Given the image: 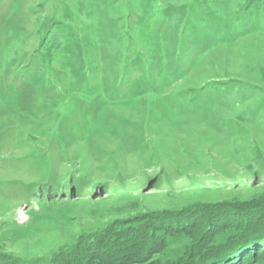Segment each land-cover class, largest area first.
<instances>
[{
  "label": "rangeland",
  "instance_id": "1",
  "mask_svg": "<svg viewBox=\"0 0 264 264\" xmlns=\"http://www.w3.org/2000/svg\"><path fill=\"white\" fill-rule=\"evenodd\" d=\"M0 264H264V0H0Z\"/></svg>",
  "mask_w": 264,
  "mask_h": 264
},
{
  "label": "trees",
  "instance_id": "2",
  "mask_svg": "<svg viewBox=\"0 0 264 264\" xmlns=\"http://www.w3.org/2000/svg\"><path fill=\"white\" fill-rule=\"evenodd\" d=\"M227 232L229 233V236L233 237L235 235V228H228Z\"/></svg>",
  "mask_w": 264,
  "mask_h": 264
}]
</instances>
